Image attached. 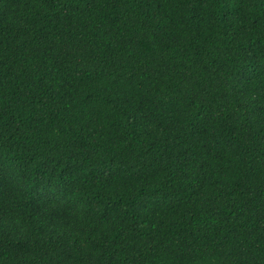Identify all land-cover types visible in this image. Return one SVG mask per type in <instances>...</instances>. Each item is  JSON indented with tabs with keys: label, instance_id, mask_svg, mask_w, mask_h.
Segmentation results:
<instances>
[{
	"label": "trees",
	"instance_id": "trees-1",
	"mask_svg": "<svg viewBox=\"0 0 264 264\" xmlns=\"http://www.w3.org/2000/svg\"><path fill=\"white\" fill-rule=\"evenodd\" d=\"M0 264H264V0H0Z\"/></svg>",
	"mask_w": 264,
	"mask_h": 264
}]
</instances>
